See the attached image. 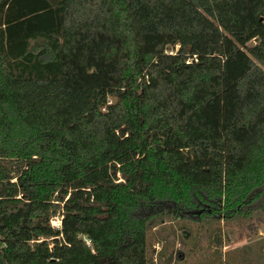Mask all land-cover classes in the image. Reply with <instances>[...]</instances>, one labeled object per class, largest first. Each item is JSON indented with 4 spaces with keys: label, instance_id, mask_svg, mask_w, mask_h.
Masks as SVG:
<instances>
[{
    "label": "trees",
    "instance_id": "obj_1",
    "mask_svg": "<svg viewBox=\"0 0 264 264\" xmlns=\"http://www.w3.org/2000/svg\"><path fill=\"white\" fill-rule=\"evenodd\" d=\"M159 209H264V0H0V264H151Z\"/></svg>",
    "mask_w": 264,
    "mask_h": 264
},
{
    "label": "rangeland",
    "instance_id": "obj_2",
    "mask_svg": "<svg viewBox=\"0 0 264 264\" xmlns=\"http://www.w3.org/2000/svg\"><path fill=\"white\" fill-rule=\"evenodd\" d=\"M251 43L253 40L248 42ZM176 47L174 44L165 49L172 51ZM107 98L111 100V97ZM250 215L192 220L173 217L159 209L145 223V256L151 264H264L261 239L241 243L228 251L222 250L223 244L233 243L232 238L247 239L256 230L253 226L256 228L258 222H255L261 215Z\"/></svg>",
    "mask_w": 264,
    "mask_h": 264
},
{
    "label": "crops",
    "instance_id": "obj_3",
    "mask_svg": "<svg viewBox=\"0 0 264 264\" xmlns=\"http://www.w3.org/2000/svg\"><path fill=\"white\" fill-rule=\"evenodd\" d=\"M257 214H260L261 216H260V219H258V221H256L255 223L257 224V222H258V224H257V226H256V228L253 226V229H256L255 231H252L251 233H250V235L249 236H247L246 238L247 239H241V238H237V237H235L236 239L234 240L233 238H232V241H233V243H231L230 245H225V244H223V246H222V250H225V251H228V250H230L231 248H233V247H235V246H237V245H239V244H241V243H246V242H248V241H251V240H255V239H261V242L262 243H264V227H263V222H264V209H260V210H258V211H256V212H254L253 214H252V216L251 217H254L255 215ZM259 216V215H258ZM257 216V217H258ZM261 222H262V224H261ZM245 236V235H244ZM243 236V237H244ZM251 236V237H250ZM237 240H240V241H237Z\"/></svg>",
    "mask_w": 264,
    "mask_h": 264
},
{
    "label": "built area",
    "instance_id": "obj_4",
    "mask_svg": "<svg viewBox=\"0 0 264 264\" xmlns=\"http://www.w3.org/2000/svg\"><path fill=\"white\" fill-rule=\"evenodd\" d=\"M170 52V51H168ZM118 179V178H117ZM60 217H61V214H60V211L59 210H54L52 213H50L47 217V223L49 225L50 228L52 229H56V230H59L60 228ZM59 235V233H58ZM41 239V236H36L35 238H33L32 240L34 241H38ZM82 240L87 244L88 241L87 239L83 236L82 237ZM50 244H47V247L49 246Z\"/></svg>",
    "mask_w": 264,
    "mask_h": 264
}]
</instances>
